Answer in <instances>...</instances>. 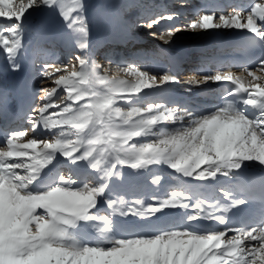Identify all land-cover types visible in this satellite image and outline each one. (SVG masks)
I'll use <instances>...</instances> for the list:
<instances>
[{
  "label": "snow or ice",
  "instance_id": "1",
  "mask_svg": "<svg viewBox=\"0 0 264 264\" xmlns=\"http://www.w3.org/2000/svg\"><path fill=\"white\" fill-rule=\"evenodd\" d=\"M87 7L86 0H0V54L8 70H20L25 24L36 10L56 15L77 49L76 64L43 63L40 83L54 86L42 89V105L29 117L31 135L20 127L0 130V264H264V56L249 55L240 74L193 75L196 86L226 84L209 110L143 105L145 89L179 79L135 64H98ZM137 7L132 28L180 18ZM211 29L246 30L249 45L264 49V0L246 12H201L150 35L168 45L179 31ZM58 90L65 95L54 100ZM152 166L171 169L184 186L151 202L125 199L120 189ZM189 181L218 185L220 198L208 201ZM229 218L240 225L228 227Z\"/></svg>",
  "mask_w": 264,
  "mask_h": 264
},
{
  "label": "bare ground",
  "instance_id": "2",
  "mask_svg": "<svg viewBox=\"0 0 264 264\" xmlns=\"http://www.w3.org/2000/svg\"><path fill=\"white\" fill-rule=\"evenodd\" d=\"M187 1L189 0H186V4ZM253 2H259V0H201L200 5L195 6L192 2L188 8L180 6L172 7V0H147L146 2H142L141 4L152 5L154 12H179L180 18L173 22L163 21L152 29L131 27L132 33L140 36L138 45L136 46L137 51L131 57L121 59V62H119V56L122 53L116 52L113 56L114 58L112 57L111 60L107 55L108 52L106 53L103 48L112 39L111 35L117 22L126 18L135 19L140 9L130 5L128 9L122 10L119 7L121 2L118 0H88L87 14L91 26L92 58L102 66H107L111 60L113 69L117 65L126 66L127 64H135L157 76L169 73L179 79L180 83H170L156 89H145L144 92L148 93V95L140 102L143 105L152 102L162 103L169 107L186 105L189 108L201 111L209 110L217 104L216 92L222 83H209L208 85L196 86L189 83L190 78L196 75L197 79H199L203 74H214L217 71L229 72L232 70L233 73L240 74L242 69L237 62L236 56H233L227 64L222 66L215 63L214 58L220 53H232L236 51V49L230 51V48H224L225 44L220 45V42L227 41V39L232 37L242 38L246 35V30H182L177 32L172 42L168 45H165L158 38H153L150 33L156 32L159 34L173 28L174 25H186L201 12L215 11L217 15L221 12L228 14L234 10L246 12L248 6ZM135 3L137 2L134 1L132 4ZM28 28H31V35L35 38L33 37L24 43L26 52L21 59L19 71L8 70L4 56L0 54V116L9 122L10 128L20 127L21 129H28L31 135L29 117L34 115L35 109L42 105L41 97L45 94L42 89L54 86L50 80H45V85L40 83L43 71L42 65L44 63L41 61L45 60L53 67L63 64H76L77 62L74 57L77 55V49L74 45L66 42L65 35L59 27L58 17L48 9L34 11L25 24V29ZM49 39L61 42L64 46L58 45L61 48L65 47L66 51L59 53V56H54L47 48L40 47L41 41V43L45 44L46 42L47 44L49 43ZM209 41H212L211 46L214 47L208 50L206 55L199 53L196 57V62L189 65L188 61L191 52L194 50L198 51L200 46L202 47L203 44ZM126 51L128 50H125L123 55H127ZM169 54L171 55L170 57ZM98 55L100 58H98ZM101 55H104V57ZM99 59L103 60L99 61ZM178 63H180L181 67H178ZM187 66L189 70L185 76L183 69ZM121 77L131 79V77L124 76L123 73ZM189 87L192 89L191 92L186 91ZM36 135L42 138H50V134L43 131H37ZM125 171L131 172L132 170L126 169ZM153 176H159L161 183L153 184ZM133 179L135 183L132 187L125 186L120 189L125 199L130 201L140 198L151 202L153 196H164L166 192L178 186H184L177 174H174L167 167L160 166H152L151 171H142L138 177H133ZM189 185L194 191L201 193L202 197H206L210 202H215L214 198L218 199L221 196L218 191L219 186L216 184H210L206 181H189ZM176 211L183 214L185 211L191 210L179 209ZM129 219L135 220L136 218L129 217ZM182 221L183 216H178L176 222L180 223ZM194 224L196 223L194 222ZM199 224L212 229L219 228L222 230L224 228V225H220L215 221H200ZM227 225L233 228L239 226L240 222L237 219L229 218L227 219ZM231 234L229 233V235Z\"/></svg>",
  "mask_w": 264,
  "mask_h": 264
},
{
  "label": "rangeland",
  "instance_id": "3",
  "mask_svg": "<svg viewBox=\"0 0 264 264\" xmlns=\"http://www.w3.org/2000/svg\"><path fill=\"white\" fill-rule=\"evenodd\" d=\"M147 0H138L137 2L138 3H142V2H146ZM86 3H88V0H86ZM171 5H172V7H174V4H173V2L171 3ZM134 7V6H133ZM31 33H32V30H31V28H28V29H25V33H24V40H23V42L25 43V42H27V41H29L31 38H33L32 37V35H31ZM35 38V37H34ZM40 46L41 47H43V43H40ZM70 59V58H69ZM98 59V58H97ZM71 60V59H70ZM98 61V60H97ZM41 62H45V60H42ZM70 62V61H69ZM186 69V72L189 70V67H187V68H185ZM45 85V84H44ZM43 85V86H44ZM65 94L62 92V91H60V90H58V92H57V94L55 95V100H58V99H60L61 97H63ZM39 97V96H38ZM122 107H127V105H122ZM137 139H139V138H137ZM137 199V198H136ZM135 200V199H134Z\"/></svg>",
  "mask_w": 264,
  "mask_h": 264
}]
</instances>
